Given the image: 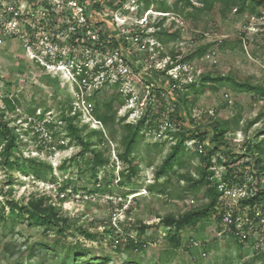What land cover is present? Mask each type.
I'll list each match as a JSON object with an SVG mask.
<instances>
[{"label": "rangeland", "instance_id": "1", "mask_svg": "<svg viewBox=\"0 0 264 264\" xmlns=\"http://www.w3.org/2000/svg\"><path fill=\"white\" fill-rule=\"evenodd\" d=\"M81 1L109 36L102 52H86V45L73 52L89 69L92 62L102 67L91 68L85 88L65 71L32 62L20 44L0 45V113L15 137L9 162L17 163L6 164L0 132V264H264L262 218L236 206L247 189L264 188V96L238 91L227 80L202 81L228 78L264 89V7L247 3L237 11L224 0H187L192 6L186 0ZM112 54L131 69L116 77L120 84H111L118 68L106 66ZM98 115L112 121L105 124ZM70 117L71 123L65 120ZM144 117L130 157L136 175L128 180L119 155L132 125ZM70 124L93 151L74 161L80 146ZM220 125L223 154L210 157ZM180 131L191 138L172 171L155 181ZM194 135H203V142L196 144ZM94 153L105 163L96 175ZM202 154L211 159L214 181L221 184L230 169L234 183L230 192L219 188L216 212L176 232L167 217L180 218L208 202L205 185L194 186ZM225 156L239 158L228 159L227 167L219 160ZM8 201L52 209L68 219L65 232L22 221ZM227 212L239 218L238 235L217 220Z\"/></svg>", "mask_w": 264, "mask_h": 264}, {"label": "built area", "instance_id": "2", "mask_svg": "<svg viewBox=\"0 0 264 264\" xmlns=\"http://www.w3.org/2000/svg\"><path fill=\"white\" fill-rule=\"evenodd\" d=\"M26 2L0 0V45L6 42L20 44L23 53L32 62L46 70L52 68L63 74L65 71L78 87L81 84L85 88L91 68L99 70L102 67L98 62H92L89 69L86 63L79 62L72 57L73 52L79 50L80 45L82 47L86 45V52L97 54L99 51L102 52L103 47L109 45V42L101 39L102 31L87 15L83 1L42 0L38 4L32 3V5L29 1V4ZM60 8L61 12L55 16L56 9ZM106 66L114 68V72L115 68H118V74L113 76L116 80L111 84H120L116 77L121 78L131 74L130 67L116 54H112L106 61ZM146 88L149 90L150 86ZM221 186L225 187L224 193H226V189H229L228 192H230L229 186L223 181L219 188ZM254 190L250 188L241 193L236 200V206L247 214L260 215L261 222L264 224V208L262 206L250 208L239 204L240 200L253 197ZM221 217L224 225L237 234L240 227L236 213L227 212ZM245 238L243 236V239Z\"/></svg>", "mask_w": 264, "mask_h": 264}, {"label": "trees", "instance_id": "3", "mask_svg": "<svg viewBox=\"0 0 264 264\" xmlns=\"http://www.w3.org/2000/svg\"><path fill=\"white\" fill-rule=\"evenodd\" d=\"M211 1H213V0H208L207 2L210 3ZM224 1L226 2V4L236 6L237 11L238 10L242 11L247 3L254 8L255 7H264V0H224ZM121 2H122V0L119 2V4ZM186 4L188 6H192L187 0H186ZM94 8L98 12H100V10H101V7H98V6H96ZM105 8H106V10L109 9L108 6ZM87 15H88V13H87ZM159 34L163 35L164 33L160 32ZM106 36H107V31H102L101 39L109 40V36H107V37ZM114 44H115V46L119 45L118 41H116V40H114ZM225 80L231 82L233 87L238 91L255 92L261 96H264V89L263 88L251 85L248 82H236V81L228 79V78L222 79L220 77H217V78L206 77L202 81L204 83L212 82L213 84H215V83H219L220 81H225ZM203 86H204V84L202 86H200L199 88H197L195 90V92L197 94L202 93L203 88H204ZM8 104L9 103L7 102V105ZM95 104H96L95 111L98 114V112H99L98 111V104L96 102H95ZM98 117L105 124H106V122L108 123V122L112 121V119L110 117H104V115H101V116L98 115ZM3 118H4L3 112H1L0 113V132L2 133V136L4 137L5 142H6L4 145L3 153L5 156L6 164H8L10 167H13V166H17V163L16 164L10 163L9 159L11 157L12 151L16 147L15 137L13 136L12 130L7 126V124L3 120ZM72 118L73 117L66 118L65 120L67 122L71 123V121L73 120ZM145 121H146V118L144 117V118L140 119L134 126L132 125L131 129H133L134 133L125 137L126 140L124 139L125 140L124 149H123L122 154L119 155V159L122 160L123 163H127V174L125 176L128 180H131L136 175V170H137L136 168L137 167H136V165H134V163L130 157H131L133 147L135 144V138H136L137 134L139 133V131L143 128ZM67 129H68L69 134L72 135L73 138H75V141L78 144V146H80L79 152L75 155L74 158H72V160L74 161L77 156L78 157L83 156L88 150L91 151L90 144L86 143V141H84L81 137L75 135L76 131L71 126V124L68 126ZM94 132L97 133L99 131H94ZM214 132L215 133L213 134V142H216V145L208 153V156H210V157L215 155L217 152L218 153L220 152L223 154V150H222L223 148L221 145L223 144L222 138H223L224 133H225V127L222 125H220V127L216 126ZM179 138H180L179 142L172 148V150L167 155L164 162L161 164L159 169L155 172V175H154L155 181H158L161 178L166 177L168 175V173L172 171L174 162L176 161L177 156L179 155V152H180L182 145L184 144V142L186 140H190L191 137L189 135H187L186 133L180 131L179 132ZM193 138L198 139V142L196 144H200L204 140L203 135H194ZM256 148L259 150L258 147H256ZM91 152H93V151H91ZM200 158L202 161V167L200 169L201 178L199 179V181L195 182L194 186L205 185V188H206L205 194H206V198L208 199V202L204 206H202V207L198 208L197 210L192 211L188 214H185L180 218L167 217L165 219L166 224L168 226L174 228L176 232L182 231V230L192 226L193 225L192 221L197 222L201 217L208 215L209 212H216L217 199H218V196L220 195V192H219L220 184L217 181H214L212 179L213 172L211 171V167H212V165L210 163L211 159L210 158L208 159V157H206L203 154L200 156ZM238 158H233V157L228 158L227 156H225L223 158V160L222 159H219V160H221L220 162L224 163V165L228 167V159H232V160H234V162H236L238 160ZM32 161L33 160H31L30 162H32ZM258 164H260V162L256 161V165H258ZM104 165H105V163L101 160L100 154L94 153V155H93V169H92L94 174L96 175L98 169L102 168ZM60 168H64L63 165H61ZM230 172H232V171L230 169H228V171L226 172V175L223 177V182L226 183L229 187H232V185L234 183V179H233V175L230 174ZM252 177H254V176H252ZM255 178H257V177H255ZM260 184L262 185V183H260ZM261 185L257 186L255 188V194L253 197L244 198V199L239 201V204L241 206H248L250 208H253L254 206H262L264 203V188H261ZM258 187L260 189H258ZM61 190H63V189H61ZM43 201H44V199L42 198L40 200V202L43 203ZM7 206L9 207V209L12 213H17L18 217H20V219L22 221L30 222V224H34L36 226L58 228V232L60 234H63L66 230L65 226L68 223V219L60 218L59 216H57V214L52 209L50 211H47L46 209H42L41 206L40 205L37 206L34 203V201H30L29 203H26V204H19L15 201H8ZM25 217H26V219H25ZM221 218H222L221 215L218 214L217 220L219 222L221 221ZM83 235L88 240H94L95 239L94 235L87 233L85 231L83 232ZM172 241L175 244H178V237L176 235L173 236ZM97 264H99V263H97ZM102 264H105V263H102Z\"/></svg>", "mask_w": 264, "mask_h": 264}]
</instances>
